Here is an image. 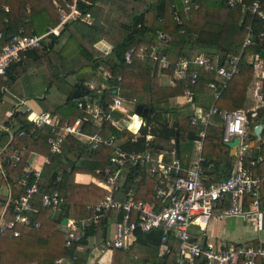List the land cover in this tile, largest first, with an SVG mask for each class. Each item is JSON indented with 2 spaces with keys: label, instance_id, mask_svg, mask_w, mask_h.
<instances>
[{
  "label": "trees",
  "instance_id": "obj_1",
  "mask_svg": "<svg viewBox=\"0 0 264 264\" xmlns=\"http://www.w3.org/2000/svg\"><path fill=\"white\" fill-rule=\"evenodd\" d=\"M71 1L0 0V52L13 35L47 33L50 26H56L60 21L61 12L56 2L67 7V3ZM138 1L145 4V7H140L132 0H82L80 7L83 13L90 14V22L70 21L60 35L51 33L43 39L41 47L24 52L21 61L12 63L5 74H0V99L3 97L1 87L12 85L17 79L14 73L25 72L23 70L28 61L39 68L41 74L44 70L50 71L45 82L49 84L50 79L54 78L53 83L61 88H64L61 85L64 82L63 73L75 71L81 83H67L68 87L64 89L67 100L50 109L54 115H59L61 124L74 123L80 119L87 132H99L103 136L112 137L118 141L121 149L129 152L149 150L154 154L163 153L166 162H171L177 157L178 139V158L185 168L190 164L194 147V139L191 136L205 130L202 148L203 169L205 173L224 175L219 172L220 167L227 171L226 166L231 168V160L234 159L230 155V147L222 138L224 120L220 114L214 115L211 118L215 123L205 127L197 120L192 122V108L200 106L208 109L213 104L219 110L235 111L244 107L256 63L248 59V55L256 58L258 54L259 58L256 59L264 62V20L253 16L249 11H243L240 7L230 6L227 0H189L188 4L185 0ZM103 4L105 6L102 7ZM248 26H252V32L257 38L244 45ZM159 31L166 32L171 37L166 43L171 57L177 55L194 58L204 52L218 64L220 56L227 60L229 55H240L239 71L228 81L217 100L211 103L209 99V96L213 98L208 86L210 81L215 80L213 70L201 68L193 84L182 78L176 79L175 85L164 86L160 84L158 75L161 71L174 74V64L170 68H163L149 56L146 60L126 61L125 51L134 40L145 44L149 49L152 46L165 48L164 42L159 39ZM63 35L66 36L63 46L56 51L55 46ZM102 39L112 44L110 54H106L97 45ZM102 65L110 69L107 84L119 89L124 98L135 99L138 104L148 107V112L144 115L145 124L138 133L113 125L106 116L110 114L120 119L124 114L109 108L112 99L104 90H93L85 84L86 80L95 76L97 69ZM7 75L8 79L5 78ZM119 76L121 79H118ZM34 77L36 78L29 75V79ZM21 82H26L22 76ZM78 86L81 87L83 95H90L99 100L102 116L99 125L94 122V114L84 110L79 101L72 98V93ZM187 86L194 91L192 103L171 106L170 109L178 114L173 124L167 119H161L155 103L183 95ZM28 93L34 94L32 90ZM262 93L264 98V89ZM38 100L45 104V101ZM248 115L250 119L258 122L263 112L258 109L256 118L252 117V111H249ZM5 123L10 127L18 126L9 150L20 149L22 160L17 165L3 161L5 173L0 168V185L9 182L13 196L21 195L23 187L18 178L28 166L30 155L35 152L48 156L50 163L43 166L39 182L41 193L58 190L65 197L63 205L67 209L68 218L81 220L92 217L93 207L105 196L106 189L95 182H77L75 174L83 172L106 178L105 171L112 167L110 156L114 147L101 145L92 148L78 137L66 135L61 149L52 153L49 138L54 133L50 125L36 127L27 119L24 110L14 112ZM20 130H24L25 134L19 135ZM31 130L33 131L28 133ZM5 134L0 128V141ZM260 154H264V141L252 156L258 158ZM72 156L75 164L70 167L67 161ZM223 160H226V164H223ZM245 161L248 163L249 159L246 158ZM257 168L259 172H264V160L259 162ZM125 170L128 177L121 194L124 193L123 188H127L134 192L135 199H156V190L160 184L156 174L150 172L149 166H127ZM7 199L8 195L0 194V212ZM262 206L264 209V187ZM112 213V210L107 211L98 224L86 225L83 235L66 245L65 225L60 227L61 219L54 217L52 208L42 207L38 212L30 213V225L16 228L18 235H14L15 230L0 234V264H57L56 259L61 256L75 258V264H87L89 238L94 235L105 238L108 231L106 219ZM117 217H121V214ZM36 222H39V226H35ZM136 236L129 247L112 248L111 264H175L178 249L174 237L170 236L166 241L167 247L159 250L160 243L149 237V233L137 230ZM257 264H264V260H258Z\"/></svg>",
  "mask_w": 264,
  "mask_h": 264
},
{
  "label": "built area",
  "instance_id": "obj_2",
  "mask_svg": "<svg viewBox=\"0 0 264 264\" xmlns=\"http://www.w3.org/2000/svg\"><path fill=\"white\" fill-rule=\"evenodd\" d=\"M81 1L72 0L67 3V7L56 2L61 12L60 21L56 26H50L47 33L13 35L0 52V74H5L12 63L21 61L23 53L27 50L41 47L43 39L49 34L60 35L70 21L90 19V14L83 13L81 9ZM188 2L189 0H185L186 4ZM227 3L230 6L240 7L243 11H249L253 16L264 20V0H251V2L227 0ZM252 30V26H248L244 45L253 42ZM262 35L264 36V32ZM170 38L168 33L159 31V39L164 42L165 48L152 46L150 49L145 44L134 40L125 51V59L127 62H132L135 59L146 60L149 56L163 68H170L174 64V78L187 79L189 84L196 82L201 68L213 70L215 80L210 81L208 86L213 99L217 100L228 81L239 71L240 55H229L227 60L224 58L222 65H219V60L217 64L204 54L194 58L180 56L174 59L167 51L166 43ZM112 48L110 44L103 51L110 54ZM256 58H259L258 54ZM118 79H121V76ZM3 90H7L6 87H3ZM118 90L111 93L112 101L109 103V108L126 112V101ZM184 98L186 102L193 101L194 91L190 86L186 87ZM130 103L134 111L127 117L116 119L108 114L106 118L119 129L128 128L138 133L141 126L145 124V120L143 116L136 113L137 101L133 99ZM18 110H24L27 119L36 127L47 124L52 127L54 135L49 138L52 153L61 149L66 135H74L84 143L90 144L92 148H98L101 145L114 147L110 156L112 167L105 171L107 177L97 183L106 189V194L93 207L92 217L81 220L68 218L64 224L66 245L79 239L86 225L100 223L106 212L112 210L117 216L121 214V217L116 222L112 239L108 240L109 248L129 247L137 237V230L144 233L160 230L159 240L164 248L167 247L166 241L170 236L177 241L175 264H257L258 260H264V236L246 241L226 239L210 241L207 238L208 223L213 218H243L248 222L251 221L257 231H264L262 206L264 172L260 173L257 168L259 162L264 160V154H260L258 158L250 154L253 146L251 129L254 119L249 118L248 110L244 108L235 111L219 110L213 105L207 112V116L220 114L224 119L222 138L225 142L235 137L239 138L234 154L235 169L227 176L205 173L202 158L185 168L178 157L171 162H166L163 153L154 154L149 150L126 151L120 148L118 141L114 138L103 136L99 132L90 133L84 130L80 119L74 123L61 124L57 115L48 111L35 110L25 98L18 100L14 112ZM256 116L257 111L253 110L252 117L256 118ZM94 117L102 119L101 112L97 111ZM259 120L255 124L260 123ZM195 121L196 118H193L192 122ZM5 130L11 133V140L0 149V167L4 160L13 165H17L22 160L20 149L9 150L14 138L12 127L5 126ZM24 134L25 131L20 130L19 135ZM246 158L249 159L248 163L245 161ZM48 163H50L49 157L43 156L38 166L25 168L18 178L23 187L21 195L13 196L12 188L9 189L7 202L0 212V234L15 230L14 235H18L19 232L16 229L18 226H28L32 223L30 213L38 212L42 207L58 210L64 204L65 197L58 190L41 193L39 182L43 166ZM127 166H149L150 172L156 174L160 185L156 190L155 200L135 199L134 192L127 188H123L124 193L121 194L123 184L128 177V172L125 170ZM35 226H39V222H36ZM56 263L75 264V258L61 256L56 259Z\"/></svg>",
  "mask_w": 264,
  "mask_h": 264
},
{
  "label": "crops",
  "instance_id": "obj_3",
  "mask_svg": "<svg viewBox=\"0 0 264 264\" xmlns=\"http://www.w3.org/2000/svg\"><path fill=\"white\" fill-rule=\"evenodd\" d=\"M132 1L135 2L136 4H138L140 7H145V4L141 3L138 0H132ZM103 6H105V5L103 4L102 7ZM83 21L90 22V19L83 20ZM61 38H62L61 41L59 43H57L55 46L56 51H59V49L62 48L63 43L66 39V36L63 35ZM110 44L111 43L106 39H102V40L97 42V45L99 46L100 49L102 48V50H104L105 47L107 45H110ZM25 65H26V68L23 70L25 72H22L21 74L16 73V72L14 73L15 77L17 79L15 78L16 80H14L12 85H10V86L5 85V86L1 87V92H3V97L0 99V128L6 132V134L2 137V139L0 141L1 147L4 144L10 142V140H11V136H10L11 133L9 131L5 130V126L9 127L8 125H6L5 122L14 113L16 104L20 98L27 99L28 103L37 111L43 110V111L51 112L50 109H52L53 107H55L59 104H62L63 102H65L67 100L68 96L64 90V89H67V87H68L67 83L70 85H76L80 82L79 76L75 71H66L65 73H63L64 82L61 83L62 87H64V88H61L60 86L54 84L53 83L54 78H51L49 84H47L45 82V78H46V75H48L50 73V71L44 70L41 74L39 72L40 71L39 68L35 67L31 63V61L30 62L28 61V63L26 62ZM260 70L261 69L257 67V71H260ZM14 71H16V70H14ZM39 73H40V75H39ZM29 75H34L36 77H39L41 82L38 83L33 78L29 79ZM21 76H22V78L26 79L25 83L21 82ZM109 76H110L109 67L106 65H102L99 69H97L95 76H93L89 80H86L85 84L89 85L91 87V89H93V90L94 89H98V91L104 90L107 94H110V93L115 92L116 89L112 88V86L107 84V78ZM261 76L263 77L262 78V81H263L264 71H262ZM5 78L8 79V75L5 76ZM158 79H159L160 84H162L164 86L176 84V79L174 78L173 74L166 73L163 71H161L159 73ZM262 81H260V82H262ZM34 85L40 86V87L33 89ZM3 87H6L7 90H3ZM263 87H264V85H263ZM77 88L81 91L80 86H78ZM261 88H262V85H261V87L258 86L257 89L252 90V88L249 86L243 108L248 110V111H253V110L257 111L259 108L263 112V116H261L259 121L264 122V100H263L264 98L263 99L261 98L262 97L261 92H260ZM30 90H32L34 92V94H29L28 92H30ZM118 93L120 94V90H118ZM83 97L87 100V107L85 109L83 108L84 110H86L89 113L93 112L92 114H95L97 111L100 112V105H99L98 99H95L92 96L85 95V94L83 95ZM38 99L45 101V104H41ZM209 99L211 100V103L214 101V99L211 98L210 96H209ZM125 101H126L127 110H126V112H124V111L122 112L124 114L123 117H127L128 115H130L134 111V107L130 103V101H132V100L131 99L130 100L125 99ZM79 103H80V101H79ZM187 103H192V102H186L184 95H180L178 97L171 98L169 100L157 101L155 103V106H156V109H157L158 114L161 117V119H167L170 124H173L177 120L178 114H177V112L170 109L171 106H173V105L181 106V105H184ZM80 105H81V103H80ZM212 106H213V104H211L210 108H208V109L202 108L200 106H193V108H192V111L194 113L193 118H196V120L198 122L202 123L203 125H205V127H207L209 124H214L215 122L212 120L211 117L214 115H217V114H211L210 116H207V112L212 108ZM94 122L96 123V125H99L101 123V119H95ZM256 125L257 124L253 125V127L251 129V138H252L251 141H253V139H254V137L252 135V130ZM223 127H224V123H223ZM17 128H18V126L12 127V133H14L15 129L17 130ZM202 133L205 134V130H202L199 134H202ZM263 135H264V127H263V131H262V139L260 141H257L251 147L250 154L253 155V153L256 151V149L257 150L259 149L261 142L264 141ZM13 136H14V134H13ZM203 139H204V135H203L202 140H195L194 139V147H193V150L191 153L189 166L192 163L199 160L200 158H202V161L204 160V157L202 154ZM230 155L232 157H234V155L231 154V148H230ZM42 159H43L42 155H39L35 152L32 153L28 159V167L38 166L41 163ZM73 159L74 158L72 156L70 160L73 161ZM225 161L226 160H223V164H226ZM73 163H74V161H73ZM235 163H236V159L234 157V159L231 160L232 167L229 168V166L228 167L226 166L227 171H224L220 167L222 165H220L219 166L220 167L219 172L223 173L224 175L231 174L232 171L235 169ZM0 168L3 170V173H5L4 169H3V163L1 164ZM260 169H262V168L260 167ZM260 173H262V171H260ZM101 179L102 178H98L97 176H93L89 173L77 172L75 174V180L77 182H81V183H89V182L98 183L99 180H101ZM10 188H11V184L9 182L6 184H1L0 185V194L1 195H7ZM66 211H67V209L65 208V205L61 206V208L59 210H53L54 217L61 219L60 227H63V225L65 224L63 222V219L65 217H67ZM117 220H118V217H117L116 213H112L110 215V217L108 219H106V221H108V231L106 233L105 238L102 239L98 235H94V236H91L89 238V244L87 246V248L89 249V255L87 257L88 258L87 264H111L112 256H113V249L109 248L107 243H108V240L112 239V237L114 235ZM242 221L246 222L245 219L236 218V217L235 218L231 217V218H226V219L213 218L208 223L207 238H209L210 241H215L218 239H226L228 241H246V240L256 239L259 236H264V231H263L261 233H258L259 235L243 238V234H244L243 228H246L247 226L242 227L243 226V225L241 226ZM149 237H151L154 241L160 243L159 239L161 237V231L160 230L152 231L151 233H149ZM158 249L159 250L164 249V247L161 245V243L159 244ZM149 264H154V263H149Z\"/></svg>",
  "mask_w": 264,
  "mask_h": 264
},
{
  "label": "water",
  "instance_id": "obj_4",
  "mask_svg": "<svg viewBox=\"0 0 264 264\" xmlns=\"http://www.w3.org/2000/svg\"><path fill=\"white\" fill-rule=\"evenodd\" d=\"M251 38L253 40H255L257 37L256 35L252 34ZM224 62V57L220 56L219 57V65H222ZM72 98L73 99H78L81 103L82 108H86L87 107V100L83 97L82 92L76 88L73 93H72ZM148 112V107H146L144 104L139 103L136 107V113L139 114L140 116H143ZM263 127H264V122H260L258 123L252 130V135L254 137L253 141H251V144L254 145L257 141H260L262 139V131H263ZM193 139L195 140H202L203 135L202 134H193L191 136ZM230 148H231V154L234 155L235 151H236V145L239 143V138L235 137L233 140L230 141H226L225 142ZM176 155L179 156V143H178V139L176 140ZM68 164L72 167L74 165L73 161H67ZM169 200L167 201L166 204H168ZM68 220L67 217H65L63 219V222L66 223Z\"/></svg>",
  "mask_w": 264,
  "mask_h": 264
},
{
  "label": "rangeland",
  "instance_id": "obj_5",
  "mask_svg": "<svg viewBox=\"0 0 264 264\" xmlns=\"http://www.w3.org/2000/svg\"><path fill=\"white\" fill-rule=\"evenodd\" d=\"M208 38H211V37H208ZM201 54L206 55L204 52L201 53ZM172 57L174 59H178L177 57H180V56L174 55ZM248 59H252V60L256 61V63H255V73H254V76H253V80L250 83V87L252 88V90H254V89H257L258 86L261 87V85H262V88L260 89L261 90L260 92H261V95H262L261 98L263 99L262 89H264V87H263V85H264V79L262 81V78L263 77L261 76V73H262V71H264V62L261 59H256L253 55H250V54L248 55ZM257 67L260 68L261 70L260 71H257ZM34 80L36 82H38V83L41 82V80H40L39 77H36V78L34 77ZM260 81H262V82H260ZM37 87H40V86H35L34 85L33 89H35ZM184 94H185V91H184ZM109 97L112 99V95L111 94H109ZM125 99L126 100H130V99H127V98H125ZM247 112H249V111H247ZM91 113H93V112H91ZM57 117H59V116L57 115ZM252 122L255 123L256 122L255 119ZM251 223H252L251 221H249V222L248 221H246V222L245 221H242L241 226L242 225H243L242 227L247 226L246 228H243L244 229L243 238H247V237H250V236H256V235H259L258 233H261L260 231H257Z\"/></svg>",
  "mask_w": 264,
  "mask_h": 264
},
{
  "label": "flooded vegetation",
  "instance_id": "obj_6",
  "mask_svg": "<svg viewBox=\"0 0 264 264\" xmlns=\"http://www.w3.org/2000/svg\"><path fill=\"white\" fill-rule=\"evenodd\" d=\"M177 156V155H176ZM178 157V156H177Z\"/></svg>",
  "mask_w": 264,
  "mask_h": 264
}]
</instances>
